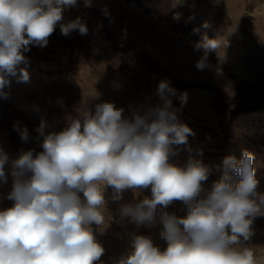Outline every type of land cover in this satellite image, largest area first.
I'll use <instances>...</instances> for the list:
<instances>
[{
    "label": "clouds",
    "instance_id": "obj_1",
    "mask_svg": "<svg viewBox=\"0 0 264 264\" xmlns=\"http://www.w3.org/2000/svg\"><path fill=\"white\" fill-rule=\"evenodd\" d=\"M84 5L90 7L91 0ZM76 6L77 0H0V98H10L13 79L30 81L24 53L30 46L45 47L57 26L64 36L88 33L81 18L65 20V12ZM224 43L202 35L193 44L194 51L204 50L196 68L207 67L208 51ZM156 95L160 104L130 107L127 116L111 101L86 104L59 131H46L53 125L33 106L40 115L35 131L42 150H21L10 162L6 199L12 203L0 209V264H264L247 244L255 235V219L264 217L253 154L245 150L239 161L225 156L216 166L221 178L205 188L212 168L201 159L190 155L182 167L170 163L182 150L192 153L189 137L196 135L173 107L176 90L163 79ZM179 99L183 104L187 97ZM56 104L65 107L62 98ZM14 130L29 141L27 127L14 125ZM8 164L9 155L0 148V183L8 182ZM127 190L151 195L121 204L119 221L148 230L159 226L165 246L133 233L126 253L105 262V247L92 226L106 224L109 199L119 203ZM174 202L184 205L186 215L167 211Z\"/></svg>",
    "mask_w": 264,
    "mask_h": 264
},
{
    "label": "rangeland",
    "instance_id": "obj_2",
    "mask_svg": "<svg viewBox=\"0 0 264 264\" xmlns=\"http://www.w3.org/2000/svg\"><path fill=\"white\" fill-rule=\"evenodd\" d=\"M77 17L88 33L82 36L75 30L64 36L57 26L45 47L30 46L24 53L30 81L13 79L7 89L10 98H0V148L9 155L8 182L0 183V209L12 203L6 199L11 160L21 150H42L35 131L40 115L53 125L46 131L61 130L86 104L111 101L127 116L130 107L161 103L156 89L163 79L177 92L171 99L180 121L196 134L189 137L192 153L182 150L170 163L182 167L190 155L201 159L212 168L204 183L210 189L221 178L216 166L222 159L233 155L239 161L246 150L254 156L257 192L264 193V0H91L90 7L77 0V6L65 12V20ZM205 22L210 28L203 27ZM204 34L225 43L208 51L207 67L198 70L195 65L204 50L194 51L193 44ZM113 82L122 87L115 89ZM180 94L187 97L183 104ZM58 98L64 101L63 109L56 104ZM33 106L40 107V115ZM14 125L27 127L28 142L20 139ZM197 150L202 155H196ZM110 195L109 188L106 197ZM150 195V190L138 195L127 190L119 203L109 199L106 224L92 226L105 247L102 261L125 254L133 233L150 235L154 243L165 246L159 226L148 230L119 221L121 204ZM167 211L186 215L181 202ZM253 227L255 235L247 244L258 260H264V217L256 218Z\"/></svg>",
    "mask_w": 264,
    "mask_h": 264
}]
</instances>
